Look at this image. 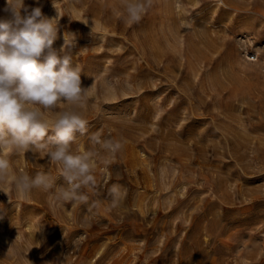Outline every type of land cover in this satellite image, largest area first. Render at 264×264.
<instances>
[{
  "label": "rangeland",
  "instance_id": "1",
  "mask_svg": "<svg viewBox=\"0 0 264 264\" xmlns=\"http://www.w3.org/2000/svg\"><path fill=\"white\" fill-rule=\"evenodd\" d=\"M23 3L58 16L54 48L74 39L88 133L72 150L95 154L97 185L86 204L58 202V165L3 149L0 264H264V0H152L134 24L124 0ZM37 172L54 188L19 194L13 176Z\"/></svg>",
  "mask_w": 264,
  "mask_h": 264
},
{
  "label": "clouds",
  "instance_id": "2",
  "mask_svg": "<svg viewBox=\"0 0 264 264\" xmlns=\"http://www.w3.org/2000/svg\"><path fill=\"white\" fill-rule=\"evenodd\" d=\"M151 6L152 0H124L127 22H139ZM5 11L10 17L0 19V152L5 148L43 152L59 166L67 185L56 188L55 199L86 204L89 196L81 189L96 187L97 160L91 151L72 150L77 134L88 133L87 120L75 110L87 88L82 87L81 66L73 63L74 39L66 34L60 49L54 48L58 16L48 18L40 7L29 10L23 0H7ZM61 104L70 107L55 111ZM54 111L56 119L50 124L44 114ZM89 140L112 154L123 147L119 140H102L99 133H92ZM10 167L7 156L0 154V182L11 174ZM55 179L46 172L13 176L21 195L33 189L50 191ZM108 192L112 207L119 206L122 186L113 184Z\"/></svg>",
  "mask_w": 264,
  "mask_h": 264
}]
</instances>
